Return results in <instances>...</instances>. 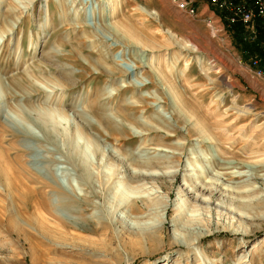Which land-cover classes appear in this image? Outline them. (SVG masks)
Returning <instances> with one entry per match:
<instances>
[{"label": "rangeland", "instance_id": "obj_1", "mask_svg": "<svg viewBox=\"0 0 264 264\" xmlns=\"http://www.w3.org/2000/svg\"><path fill=\"white\" fill-rule=\"evenodd\" d=\"M204 1L192 20L169 0H0V264H264L257 39ZM176 214L205 233L190 251Z\"/></svg>", "mask_w": 264, "mask_h": 264}, {"label": "built area", "instance_id": "obj_2", "mask_svg": "<svg viewBox=\"0 0 264 264\" xmlns=\"http://www.w3.org/2000/svg\"><path fill=\"white\" fill-rule=\"evenodd\" d=\"M196 0H169L170 5L186 18L195 20L200 14L194 4ZM204 7L210 8L211 17L203 18L207 24L215 21L216 26L234 32L238 28L241 36H247L256 41L258 52L250 55V67L253 75L264 77V71L257 68L259 62H264V41L258 43V37L264 36V0H205Z\"/></svg>", "mask_w": 264, "mask_h": 264}, {"label": "bare ground", "instance_id": "obj_3", "mask_svg": "<svg viewBox=\"0 0 264 264\" xmlns=\"http://www.w3.org/2000/svg\"><path fill=\"white\" fill-rule=\"evenodd\" d=\"M141 10H142V8H141ZM143 11H145V10H143ZM109 127H111V126H109ZM116 130V129H115ZM157 165V164H156ZM89 176H87V178L85 179V180H87V181H89ZM211 183H209V185H210ZM212 185V184H211ZM91 188V187H90ZM195 187H193V189H194ZM197 188V187H196ZM203 188V187H202ZM215 188H217V186H215L214 187V189L213 190H216ZM106 189V188H105ZM206 189V191H209L210 190V188H206V185H205V187L203 188V190H205ZM100 190V189H99ZM212 191V190H211ZM96 195V194H95ZM84 196V195H83ZM88 198H89V196H88ZM61 199H64V198H61ZM65 200V199H64ZM64 200L63 201H61V202H64ZM68 201H69V203H72V204H77L78 206H77V211H78V213H81L82 211H84V210H86V209H88V200H87V196H84L83 198H82V201H80V202H76V201H74V200H69L68 199ZM124 202V201H123ZM45 204V203H44ZM124 204V203H123ZM126 204H127V202H126ZM136 204V203H135ZM155 204H157V202L155 203ZM154 204V205H155ZM158 205H160V204H158ZM110 206V205H109ZM125 206V205H124ZM153 206V205H152ZM126 207V209L130 212V217L132 218V220L134 221V222H136V224H141V223H143V224H146V222L148 221V220H153L155 217H158L159 216V211H160V207H158L157 205L156 206H154L153 208H151L150 210H149V212H147V213H141V214H135L134 213V211H138V209L136 208V206L135 205H132V204H129V205H127V206H125ZM158 209H159V211H158ZM75 210V209H74ZM169 210V207H168V205L166 204L165 206H164V211L165 212H167ZM152 212V213H151ZM152 214H154V216L153 217H150ZM158 218H160V217H158ZM84 221H86V220H84ZM172 223H173V225L175 226V228H176V231L178 232V231H180L181 232V235L182 236H184V240H185V242H184V244H185V246L188 248V251H190L191 249H192V247L193 246H196L204 237H205V233L203 232V231H194V229H192L193 228V226L194 225H192L191 223V221H183L182 220V217H181V215H179V214H176V215H173V216H171V220H170ZM55 224V223H54ZM106 223H104V222H99L98 223V225H99V227H101L100 229H105V227H106V225H105ZM159 225L158 226H154L153 228L152 227H147L146 229L145 228H141V229H139L137 232H133V231H130V232H128L127 230H126V236H124V237H122V240L123 241H126L127 240V242H132V243H138V242H140V241H142V240H145V239H150V238H152V239H154L158 234H161V232H162V229H163V225L165 224V222L163 221V220H160V223H158ZM199 224V223H198ZM57 227L58 228H60V229H63V228H65L66 226L64 225V224H62L61 222H58L57 224ZM71 225V228L72 229H74V230H78L79 232L80 231H83L84 230V228H82V227H79V224L77 223V222H74V223H71L70 224ZM141 226V225H140ZM139 226V227H140ZM145 227H146V225H144ZM173 226V227H174ZM62 231V230H61ZM178 234V233H177ZM207 235V234H206ZM126 237H128V239L126 238ZM56 245V247H58V248H68V249H71V246H68L67 244L65 245V244H55ZM165 263V262H164ZM163 262L161 263V264H164ZM179 263V261L178 262H176L175 264H178Z\"/></svg>", "mask_w": 264, "mask_h": 264}, {"label": "crops", "instance_id": "obj_4", "mask_svg": "<svg viewBox=\"0 0 264 264\" xmlns=\"http://www.w3.org/2000/svg\"><path fill=\"white\" fill-rule=\"evenodd\" d=\"M202 1H203V0H202ZM204 8H206V7H202V6H201V12H202V13H204V12H203V11H204ZM238 31H239V30H238ZM260 36H261V35H260ZM260 36H259V37H260ZM259 37H258V38H259ZM250 51H251V52H249V53L252 55V54L258 52V48L254 49V50L252 49V50H250ZM255 51H256V52H255ZM261 67H262V66H259V64H258L257 68H260V69H262V70L264 71V62H263V67H262V68H261ZM251 70L254 71V69H252V68H251Z\"/></svg>", "mask_w": 264, "mask_h": 264}, {"label": "trees", "instance_id": "obj_5", "mask_svg": "<svg viewBox=\"0 0 264 264\" xmlns=\"http://www.w3.org/2000/svg\"><path fill=\"white\" fill-rule=\"evenodd\" d=\"M234 33H235L236 36H238V35L240 36V35H241V34L239 33V31H238V28L235 29ZM258 39H259V38H258Z\"/></svg>", "mask_w": 264, "mask_h": 264}]
</instances>
